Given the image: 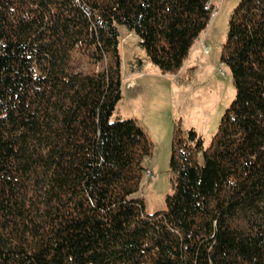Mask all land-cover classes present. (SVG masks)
<instances>
[{"label":"trees","instance_id":"obj_1","mask_svg":"<svg viewBox=\"0 0 264 264\" xmlns=\"http://www.w3.org/2000/svg\"><path fill=\"white\" fill-rule=\"evenodd\" d=\"M213 0H0V264H264V0L220 61L236 96L210 145L173 134V193L147 214L154 145L121 100L118 26L177 76Z\"/></svg>","mask_w":264,"mask_h":264},{"label":"rangeland","instance_id":"obj_2","mask_svg":"<svg viewBox=\"0 0 264 264\" xmlns=\"http://www.w3.org/2000/svg\"><path fill=\"white\" fill-rule=\"evenodd\" d=\"M240 1L213 0L211 24L177 76L163 75L147 58L139 38L118 26L124 83L111 121L135 120L154 145L153 155L144 161L148 170L144 187L137 194L149 215L166 210V197L173 193L175 128L180 126L185 133L194 130L207 148L236 96L231 71L220 57ZM204 47L210 48L208 55Z\"/></svg>","mask_w":264,"mask_h":264},{"label":"built area","instance_id":"obj_3","mask_svg":"<svg viewBox=\"0 0 264 264\" xmlns=\"http://www.w3.org/2000/svg\"><path fill=\"white\" fill-rule=\"evenodd\" d=\"M212 2H213V1H211V3L209 4V6L212 4ZM204 53H205L206 55H208V54L210 53V48H209V47H204ZM150 176H152V175H150Z\"/></svg>","mask_w":264,"mask_h":264}]
</instances>
